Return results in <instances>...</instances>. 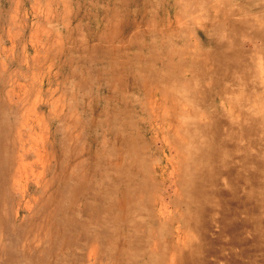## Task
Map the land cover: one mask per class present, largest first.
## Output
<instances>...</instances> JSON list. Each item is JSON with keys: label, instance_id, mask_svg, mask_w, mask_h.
I'll list each match as a JSON object with an SVG mask.
<instances>
[{"label": "rangeland", "instance_id": "rangeland-1", "mask_svg": "<svg viewBox=\"0 0 264 264\" xmlns=\"http://www.w3.org/2000/svg\"><path fill=\"white\" fill-rule=\"evenodd\" d=\"M0 264H264V0H0Z\"/></svg>", "mask_w": 264, "mask_h": 264}, {"label": "bare ground", "instance_id": "bare-ground-1", "mask_svg": "<svg viewBox=\"0 0 264 264\" xmlns=\"http://www.w3.org/2000/svg\"><path fill=\"white\" fill-rule=\"evenodd\" d=\"M209 26V25H208ZM206 27V26H205ZM207 29V28H206Z\"/></svg>", "mask_w": 264, "mask_h": 264}]
</instances>
